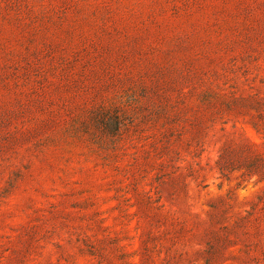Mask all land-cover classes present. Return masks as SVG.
<instances>
[{
	"label": "rangeland",
	"instance_id": "374dc122",
	"mask_svg": "<svg viewBox=\"0 0 264 264\" xmlns=\"http://www.w3.org/2000/svg\"><path fill=\"white\" fill-rule=\"evenodd\" d=\"M0 264H264V0H0Z\"/></svg>",
	"mask_w": 264,
	"mask_h": 264
}]
</instances>
